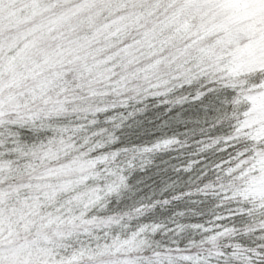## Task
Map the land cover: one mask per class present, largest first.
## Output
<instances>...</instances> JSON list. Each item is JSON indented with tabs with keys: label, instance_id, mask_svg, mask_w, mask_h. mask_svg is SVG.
<instances>
[{
	"label": "snow or ice",
	"instance_id": "6c2138e0",
	"mask_svg": "<svg viewBox=\"0 0 264 264\" xmlns=\"http://www.w3.org/2000/svg\"><path fill=\"white\" fill-rule=\"evenodd\" d=\"M0 264H264V0H0Z\"/></svg>",
	"mask_w": 264,
	"mask_h": 264
}]
</instances>
